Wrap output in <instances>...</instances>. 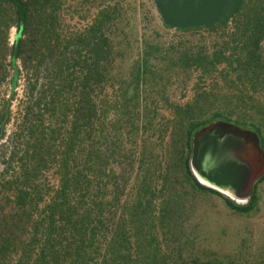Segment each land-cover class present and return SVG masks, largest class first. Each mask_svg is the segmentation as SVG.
<instances>
[{
    "label": "trees",
    "instance_id": "trees-1",
    "mask_svg": "<svg viewBox=\"0 0 264 264\" xmlns=\"http://www.w3.org/2000/svg\"><path fill=\"white\" fill-rule=\"evenodd\" d=\"M63 1L0 0V139L13 125L11 144L1 151L0 264H235L216 253L183 254L189 239L179 231L182 206L187 194L212 193L252 216L264 175L247 203L234 201L195 176L192 138L224 119L255 130L264 147L263 104L239 93L232 102L240 111L212 110L205 92L170 103L165 157L154 155L155 147H145V131L153 130L156 110L145 109L143 100L150 73L157 79L151 64L157 43L143 39V52L124 72L126 48L138 39L120 24L126 7L103 4L89 26L67 32ZM249 3L229 50L173 46L162 70L176 64L207 70L226 61L238 73L236 86H264V0ZM245 5L242 0L237 12ZM164 238L179 252L163 250Z\"/></svg>",
    "mask_w": 264,
    "mask_h": 264
},
{
    "label": "rangeland",
    "instance_id": "rangeland-1",
    "mask_svg": "<svg viewBox=\"0 0 264 264\" xmlns=\"http://www.w3.org/2000/svg\"><path fill=\"white\" fill-rule=\"evenodd\" d=\"M115 1H120L126 7L120 24L132 38H138L136 41L133 39L126 48L122 71L127 72L132 60L143 52V39L152 40L158 45L151 56L152 67L157 70V79L154 80L150 73L143 100L145 109L156 110L153 130L145 131V147L147 150L148 147H155L154 155L165 157L162 148L171 135L170 127H164L172 116L170 103L185 104L205 92L210 95L209 108L212 110L221 108L238 112L241 109L232 101L239 93H246L253 95L264 107L263 84L260 82L255 89L249 83L236 86L238 73L233 69L229 70L226 61L207 70L197 65L186 68L180 64L162 70L168 68L164 54L173 46L179 48L178 46L190 45L195 49L204 48L208 51L226 46L229 50L233 46L232 39L242 28L241 23L250 6L249 0H246L243 11L237 12L224 24L187 30L165 26L155 0H64L60 11L65 30L69 32L85 29L92 23L100 6ZM15 33L16 28L13 27L11 41ZM17 88L22 92L21 85ZM105 90L111 93L114 89L112 85H108ZM249 105L250 103L246 107L250 108ZM12 127L9 124L7 135L0 139V171L5 164L1 151L11 144L9 135ZM161 182L159 178L158 187H161ZM178 186L182 188L180 182ZM258 190L259 211L252 216L234 212L218 194L197 193L194 198L187 194L179 219L182 239H189L182 247L183 254L199 250L203 254L216 253L218 256L234 259L235 264H264V180L259 182ZM164 194L158 195L157 206H160ZM162 242L165 243H162V247L166 252H179L180 247L177 248L176 242L168 244L165 238Z\"/></svg>",
    "mask_w": 264,
    "mask_h": 264
},
{
    "label": "water",
    "instance_id": "water-1",
    "mask_svg": "<svg viewBox=\"0 0 264 264\" xmlns=\"http://www.w3.org/2000/svg\"><path fill=\"white\" fill-rule=\"evenodd\" d=\"M167 25L206 26L232 18L242 0H156ZM190 166L200 182L238 203H247L264 175L259 134L235 122L217 119L193 135Z\"/></svg>",
    "mask_w": 264,
    "mask_h": 264
},
{
    "label": "built area",
    "instance_id": "built-area-1",
    "mask_svg": "<svg viewBox=\"0 0 264 264\" xmlns=\"http://www.w3.org/2000/svg\"><path fill=\"white\" fill-rule=\"evenodd\" d=\"M263 45H264V41H263Z\"/></svg>",
    "mask_w": 264,
    "mask_h": 264
}]
</instances>
